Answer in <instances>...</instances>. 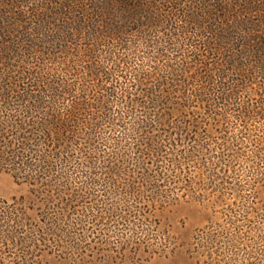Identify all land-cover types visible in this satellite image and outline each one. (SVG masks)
<instances>
[{"label":"trees","instance_id":"16d2710c","mask_svg":"<svg viewBox=\"0 0 264 264\" xmlns=\"http://www.w3.org/2000/svg\"><path fill=\"white\" fill-rule=\"evenodd\" d=\"M0 169V251L67 264L160 253L216 182L264 203V0H0Z\"/></svg>","mask_w":264,"mask_h":264},{"label":"rangeland","instance_id":"374dc122","mask_svg":"<svg viewBox=\"0 0 264 264\" xmlns=\"http://www.w3.org/2000/svg\"><path fill=\"white\" fill-rule=\"evenodd\" d=\"M244 186L243 190L229 191V187L216 182L200 193L201 199L157 210L150 220L151 225L156 227L161 240H167L160 253L151 254L143 247L133 255L128 249L123 258L117 254L120 250L111 252L104 248L101 255L83 264H264V203L259 196L250 193L247 184ZM28 195L26 186L0 169V202L10 203ZM205 234L217 237L211 246L195 254L196 244ZM148 238L150 244L159 241L157 236ZM199 243L204 246L205 240ZM0 264L67 263L46 251L24 256L0 251Z\"/></svg>","mask_w":264,"mask_h":264}]
</instances>
